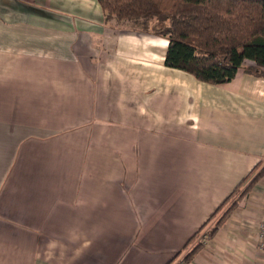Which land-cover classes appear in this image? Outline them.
<instances>
[{
    "label": "crops",
    "instance_id": "0c3cea01",
    "mask_svg": "<svg viewBox=\"0 0 264 264\" xmlns=\"http://www.w3.org/2000/svg\"><path fill=\"white\" fill-rule=\"evenodd\" d=\"M167 47L97 0H0V264H264V175L181 251L264 167V71L206 83Z\"/></svg>",
    "mask_w": 264,
    "mask_h": 264
},
{
    "label": "trees",
    "instance_id": "16d2710c",
    "mask_svg": "<svg viewBox=\"0 0 264 264\" xmlns=\"http://www.w3.org/2000/svg\"><path fill=\"white\" fill-rule=\"evenodd\" d=\"M97 1L106 18H113L118 25L146 31L150 29L166 38L165 65L188 72L202 82L224 84L234 79L238 71L256 76L263 74L264 0ZM254 172L255 168L216 208L181 251L200 235L211 220L215 219V222L206 233L210 235L217 229L264 174V167ZM202 244L203 240H198L189 249L186 258Z\"/></svg>",
    "mask_w": 264,
    "mask_h": 264
},
{
    "label": "built area",
    "instance_id": "2783aa9c",
    "mask_svg": "<svg viewBox=\"0 0 264 264\" xmlns=\"http://www.w3.org/2000/svg\"><path fill=\"white\" fill-rule=\"evenodd\" d=\"M257 240L260 248H264V213L257 226Z\"/></svg>",
    "mask_w": 264,
    "mask_h": 264
},
{
    "label": "rangeland",
    "instance_id": "374dc122",
    "mask_svg": "<svg viewBox=\"0 0 264 264\" xmlns=\"http://www.w3.org/2000/svg\"><path fill=\"white\" fill-rule=\"evenodd\" d=\"M261 169H262V168H261ZM261 169H259V170H261ZM259 170H258V171H259ZM258 171H256V172H258ZM263 175H264V174H263ZM263 175H262V176H263ZM262 176H261V177H262ZM261 177H260V178H261ZM260 178L258 179V181L260 180ZM258 181H257V182H258ZM246 184H247V182L244 183V185L242 186V189L245 187ZM219 215H220V213H219ZM219 215H218V216H219ZM214 222H215V219H214ZM214 222H213V223H214ZM207 226H208V225H207ZM207 229H208V228L205 227V228L200 232V235H199L198 237H196L195 240L192 241V242L186 247L184 253H185L186 251L188 252L189 249H190V248H191V247H192V246H193L198 240H199V241H200V239L202 240V238L204 237L203 234L206 233ZM203 239H204V238H203Z\"/></svg>",
    "mask_w": 264,
    "mask_h": 264
}]
</instances>
